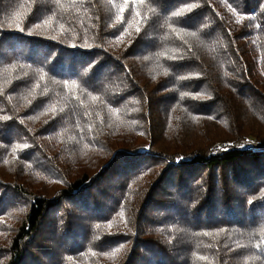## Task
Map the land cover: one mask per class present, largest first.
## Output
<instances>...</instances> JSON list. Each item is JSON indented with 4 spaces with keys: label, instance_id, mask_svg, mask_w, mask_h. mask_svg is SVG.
Instances as JSON below:
<instances>
[{
    "label": "trees",
    "instance_id": "obj_1",
    "mask_svg": "<svg viewBox=\"0 0 264 264\" xmlns=\"http://www.w3.org/2000/svg\"><path fill=\"white\" fill-rule=\"evenodd\" d=\"M0 264H264V0H0Z\"/></svg>",
    "mask_w": 264,
    "mask_h": 264
},
{
    "label": "snow or ice",
    "instance_id": "obj_2",
    "mask_svg": "<svg viewBox=\"0 0 264 264\" xmlns=\"http://www.w3.org/2000/svg\"><path fill=\"white\" fill-rule=\"evenodd\" d=\"M189 11H191V9H189ZM175 15L179 16L180 13H176ZM137 32H139V28H137ZM251 202V201H250Z\"/></svg>",
    "mask_w": 264,
    "mask_h": 264
}]
</instances>
